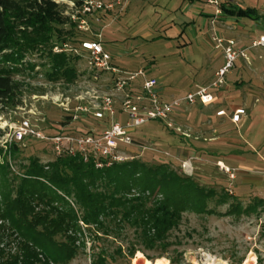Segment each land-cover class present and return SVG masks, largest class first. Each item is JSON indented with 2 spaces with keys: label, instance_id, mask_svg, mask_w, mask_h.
<instances>
[{
  "label": "rangeland",
  "instance_id": "rangeland-1",
  "mask_svg": "<svg viewBox=\"0 0 264 264\" xmlns=\"http://www.w3.org/2000/svg\"><path fill=\"white\" fill-rule=\"evenodd\" d=\"M56 1L60 5L58 14L45 17L48 26L53 24L56 31L40 40L34 35L33 24H20L11 18L17 34L16 55L35 67L18 78L20 87L16 99L0 105V264H23L18 249L21 236L11 228L9 204L17 196L18 186L28 178L30 166L37 160L48 170L59 160L79 158L58 156L50 144L33 139L16 144L8 135L23 121L45 134H53L64 121V112L54 105L53 98L74 97L80 91V82L87 80L86 61L78 56L77 60L71 61L76 69L75 78L71 82L64 77L56 78L52 73L53 64L47 57L51 47H60L57 42L67 39L71 33L77 42L72 43L73 40L68 38L69 49L79 48V41L97 40L96 35L101 34L104 49L113 63L121 70H142L146 77L155 78L165 99L182 97L197 86L210 84L215 70L224 63L222 53L210 40V8L202 3L130 0L122 12L97 11L86 16L84 27L88 31H84L79 29L81 21L77 19L76 10L71 9L72 3L78 5L82 0ZM229 2L239 8L254 9L258 18L264 19V0ZM61 18L66 23H62ZM241 21L246 23L244 31H238L237 22L232 21L234 26L222 22L217 30L223 36L235 37L248 44L253 39L254 23L247 18ZM40 24L42 20L37 26ZM65 54L76 56L72 52ZM256 55L262 58H257L254 65L246 66L245 62L238 61L228 74L230 86L223 88L219 95L221 93L223 99L227 96L224 92L231 93L230 98L248 94V109L256 98L259 99L250 112L248 126L239 132L230 130L229 136L264 147V52ZM141 82V79L135 81L133 93H139ZM99 90H110V84H102ZM228 105L238 107L242 102L230 101ZM215 109L199 114L195 127L190 126L189 121L182 128L176 123L173 128L159 122L146 124L132 133L136 144L123 148L124 154L129 156L127 162H138L148 168L166 165L170 171L193 178L206 197L204 204L181 213L177 224L163 241L157 243V248L141 251V246L137 247L141 250L130 258L127 255L129 248L138 243L135 227L123 223V231L116 232L111 227L108 230L113 233L105 235L96 225H85L81 220L83 213L74 201L75 190L68 187L67 191L56 190L59 197L54 200L51 210L42 205L36 208L38 213L47 211L51 220L58 214L68 219L67 215L73 212L78 218L77 223L71 222L75 227L54 237V241L64 246L67 253L71 252L72 257L59 256L56 262L48 264H93L98 257L107 258L100 264H144L145 260L151 263L165 260L167 264H264V202L259 201L264 197V190L244 184L238 177L239 174H251L249 169L231 165L229 168L236 171L234 180L222 169L219 161L235 153L236 149L224 146L213 152L206 150L212 136L208 117ZM14 146H17L16 151ZM244 148L248 150L245 145L241 147ZM185 161H191L192 169L186 167ZM98 186L99 191L110 187L106 181L99 182ZM136 192L135 189L132 194L136 196ZM161 198L158 196L152 201ZM29 206L32 212L33 200ZM146 206L155 207L154 203ZM27 220L33 224V216ZM36 228L43 231L42 226ZM39 257L43 259L41 254Z\"/></svg>",
  "mask_w": 264,
  "mask_h": 264
},
{
  "label": "trees",
  "instance_id": "trees-1",
  "mask_svg": "<svg viewBox=\"0 0 264 264\" xmlns=\"http://www.w3.org/2000/svg\"><path fill=\"white\" fill-rule=\"evenodd\" d=\"M183 1L203 3V0ZM59 8L60 5L54 0H0V105L16 99L20 87L18 78L29 68L35 67L16 55L17 34L11 18L20 24H33L34 35L40 40L44 35L56 31L53 24L48 26L45 17L47 14L57 15ZM221 8L230 16L252 21L258 19L254 9L239 8L230 2L222 4ZM41 20L42 24L37 26ZM61 22L66 23V20L61 18ZM68 38L73 40L72 43L77 42L74 33ZM67 39L57 43L62 46L69 42ZM47 57L53 64L52 73L56 78L64 77L68 82L75 78L76 69L71 61L77 60V56L54 54L51 47ZM13 149L16 151L17 146ZM101 181H106L110 187L99 191L98 184ZM68 187L75 190L74 201L83 213L81 220L85 225H96L105 235H110L112 231L108 228L111 227L116 232L123 231V223L135 227L138 243L129 248L127 255L130 258L141 250L137 247L141 246V251L157 248V243L163 241L177 224L181 213L204 204L206 199L193 178L170 171L166 165L148 168L138 162H125L97 170L80 158H69L59 160L46 170L36 160L30 166L28 178L18 186L17 196L9 204L11 228L21 236L22 242L18 249L23 264H48L56 262L59 256L64 259L72 257L71 252L67 253L64 246L54 241V237L75 227L71 222L77 223L76 213L68 214L69 220L61 214L51 220L47 211L36 212V208L41 205L51 210L54 200L59 197L56 190L67 191ZM135 189L136 196L132 194ZM129 195L133 198H127ZM158 196L162 197L161 200L152 201ZM31 200L32 212L29 206ZM259 201L263 203L262 199ZM147 203H154V209L148 208ZM29 216H33V224L27 220ZM39 226L43 227V231L36 228ZM40 254L44 260L39 257ZM97 259L93 264L103 263L107 258Z\"/></svg>",
  "mask_w": 264,
  "mask_h": 264
},
{
  "label": "built area",
  "instance_id": "built-area-1",
  "mask_svg": "<svg viewBox=\"0 0 264 264\" xmlns=\"http://www.w3.org/2000/svg\"><path fill=\"white\" fill-rule=\"evenodd\" d=\"M56 1V0H54ZM130 0H82L72 3L80 20L79 29L88 31L84 26L88 15L97 11H124ZM229 0H203L210 8L208 16L211 23L210 40L216 50L222 53L223 65L216 71L212 82L199 86L182 97L165 99L155 78L146 77L142 70L129 72L119 69L112 57L104 49L101 34L97 40L79 41V48L69 49L68 44L53 48L54 54L73 53L86 61V82H80V91L74 97L53 98V103L64 112L62 125L53 134H45L28 121H23L9 132L11 141L22 144L28 139L50 144L58 156H78L84 163L91 164L97 170L110 168L128 161L123 148L135 145L132 136L134 130L151 122H159L167 128L174 127V115L183 106H207L215 102L216 95L227 85L228 74L237 66L238 61L251 62V54L264 49V19L253 21V39L245 44L235 37L223 36L217 30L220 23L233 24L222 4ZM56 3H58L56 1ZM73 18H76L75 16ZM141 79V90L134 92V83ZM108 82V83H107ZM87 86H84V84ZM89 83V85H88ZM110 84V90L100 91L99 87ZM246 115V110H218L216 116L228 117L237 125ZM231 180L235 179V170L222 166ZM259 173V172H258ZM263 176L264 171L260 173ZM264 202V197H263Z\"/></svg>",
  "mask_w": 264,
  "mask_h": 264
},
{
  "label": "crops",
  "instance_id": "crops-1",
  "mask_svg": "<svg viewBox=\"0 0 264 264\" xmlns=\"http://www.w3.org/2000/svg\"><path fill=\"white\" fill-rule=\"evenodd\" d=\"M193 5H196V4H193ZM229 17H230L229 19L230 21L237 22L236 27L238 28V31H244L243 25H245L246 23L245 22L243 23L241 21V19L243 18L234 17L230 15ZM232 25L233 24H230V26ZM262 52H264V49H258V50L253 51L252 54L254 56V53H255V56L253 57L251 54V58H252L251 62L248 65L247 63H245V65L246 66L254 65V61L257 58H262V56L256 57L257 56L256 54L262 53ZM217 70H215L214 74L216 73ZM227 81L228 82L226 86L229 87L230 86L229 83L231 82V80L229 81L228 79ZM223 94H227V96L221 99L222 97L221 93L220 95L218 93L216 95L215 102L211 105H207V106L185 105L183 106L174 115L175 123L182 128V126L187 124V122L189 121L188 122L189 125L192 127H195L197 126V123H198L197 116L199 114H205L207 113V111L209 112L211 109L216 108L214 111V114L208 117V122L210 124L209 127L212 129L211 132L209 133L212 134V136L209 138V143L206 144L207 145L206 150L209 152H213V151H217L219 147H224V146H228L232 149H236L235 153L229 154L226 158H223V161H219L220 164L228 168L231 167V165L237 164L238 166L243 167V169H249L248 171H250L251 174H244V175L239 174L238 177H241L244 184L252 186L253 188H257L256 186H258L259 188H263L264 190L263 176L260 174L261 172L264 171V147H260L258 143L252 144V143L247 142V140L242 141L240 138L229 136L230 130L239 132L240 130L242 131L248 126V123L250 120V112L259 102V99L256 98L254 100V104L252 105V107L248 109V105H249L247 101L248 94H245L243 96H239L236 98L234 97L230 98L232 95L231 93L224 92ZM235 100L241 101L242 105H239L238 107H233L232 105H228L230 101L234 102ZM227 108H230L231 111H234L238 108H243L246 110V115L241 118L240 123L237 125L233 124L228 117L216 116V112L218 110H221V109L227 110ZM192 115H195L196 117L194 118L196 119H194ZM243 145H245V147H247L248 150H246L245 148L244 150L241 149ZM255 147H258V150H256ZM184 164L189 169H192L191 161H187V162L185 161Z\"/></svg>",
  "mask_w": 264,
  "mask_h": 264
},
{
  "label": "bare ground",
  "instance_id": "bare-ground-1",
  "mask_svg": "<svg viewBox=\"0 0 264 264\" xmlns=\"http://www.w3.org/2000/svg\"><path fill=\"white\" fill-rule=\"evenodd\" d=\"M144 264H167V261H165V260H157L154 263H151L149 260H145Z\"/></svg>",
  "mask_w": 264,
  "mask_h": 264
}]
</instances>
